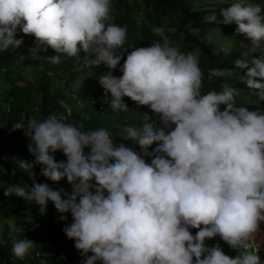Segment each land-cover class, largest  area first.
Segmentation results:
<instances>
[{"label":"clouds","instance_id":"1","mask_svg":"<svg viewBox=\"0 0 264 264\" xmlns=\"http://www.w3.org/2000/svg\"><path fill=\"white\" fill-rule=\"evenodd\" d=\"M229 5L221 9L222 23L235 24L251 52L260 50L242 53L235 69L264 102V7L254 0ZM205 21L216 23L215 11ZM151 31L159 39L129 51L112 0H0V53L20 49L22 32L35 38L27 49L34 56L49 48L59 54L48 57L53 64L66 55L103 65L104 102L113 112L128 111V98L143 121L121 127L124 142L117 143L106 129L84 131L69 122L72 109L63 101L66 116L25 121L22 114L9 131L30 139L35 161L19 159L18 168L33 183L10 185L4 194L34 202L41 215L49 203L61 219L70 214L64 233L82 264H264L255 243L264 224V110L237 105L229 83L203 93L205 79L233 71L212 68L205 75L197 56L174 46L163 27ZM57 153L66 160L57 161ZM35 165L53 183L66 179L73 192L36 182ZM34 246L12 239L20 259Z\"/></svg>","mask_w":264,"mask_h":264},{"label":"trees","instance_id":"2","mask_svg":"<svg viewBox=\"0 0 264 264\" xmlns=\"http://www.w3.org/2000/svg\"><path fill=\"white\" fill-rule=\"evenodd\" d=\"M233 0H112L114 23L127 28L125 48L129 51L134 47H147L153 39H159L152 34L154 26L163 27L174 46L182 52H193L200 68L207 75L212 68L233 71V75L204 80L202 92L219 90L224 83H229L238 94L237 105L249 109L261 108L264 102H259L247 85L240 80L244 71L235 69L234 61L241 58L242 53L249 56L259 55L250 50V41L243 35H236V25L222 23L221 9L227 8ZM264 7V0H254ZM215 11L216 23H207L204 15ZM200 29L198 34L189 30ZM217 31V32H216ZM215 34L217 38L212 35ZM24 39V45L15 52L0 53V82L7 86L0 92V217L14 220L20 232L12 231L5 224L0 236V264H82V257L74 247V241L69 240L65 226L71 222L70 214H64L67 219H61V214L49 203L45 215L40 214V206L27 202L16 196H6L8 186L15 184L32 185L29 176L18 168L19 159L34 162L35 157L28 151L30 139L22 131L10 132L11 124L19 121L23 114L28 117L44 119L49 115L66 116L67 112L61 101L72 109L69 122L81 126L84 131L106 129L117 142V135L124 126H142L141 111L130 99L125 98L129 110L113 112L104 102V90L99 84V76L108 71L103 65L99 68L87 66L81 60L61 55V63L53 64L48 57L59 55L49 48L46 52L33 55L27 49L33 47L34 37L24 36L19 32L17 38ZM224 45L230 46L226 54ZM23 59H20V56ZM125 58L127 53L124 54ZM83 56V53H82ZM123 61H121V64ZM77 65V67L75 66ZM120 76L118 70L114 72ZM56 77L61 80L60 87L51 91L50 80ZM264 82V81H261ZM110 99V96L108 97ZM143 113L150 110L142 108ZM127 114L129 118H127ZM155 116L152 120L155 121ZM131 145L133 142H125ZM57 161L66 160L63 153L56 154ZM41 166L35 165L36 182L47 183L50 187L63 189L71 194L73 187L66 179L53 186L52 181L40 174ZM195 234V230H193ZM30 239L35 246L23 259L17 258L12 251V239ZM213 246V242H207ZM231 255L235 256L236 253ZM264 261V251L259 252Z\"/></svg>","mask_w":264,"mask_h":264},{"label":"rangeland","instance_id":"3","mask_svg":"<svg viewBox=\"0 0 264 264\" xmlns=\"http://www.w3.org/2000/svg\"><path fill=\"white\" fill-rule=\"evenodd\" d=\"M207 15H204V19ZM217 32V31H216ZM214 38H217V36L215 34L212 35ZM225 48H230V46H226L224 45ZM77 67V65H75ZM52 82L51 84V91H54L55 89H57L58 87L61 86L62 82L60 79L56 78V77H53L52 80H50ZM7 85L6 84H3V80L2 82H0V92L2 91L3 88H5ZM126 102V101H125ZM126 113V111H125ZM127 118H129L128 114H127ZM53 186L55 187H58L59 185L57 183L53 184ZM65 192V191H64ZM5 224H8L11 228L12 231H15L16 229H19L14 220L12 219H4L2 217H0V236H1V233L3 231V227ZM257 247L259 248L260 251H264V224L261 225V228H260V231L258 232L257 234V237H256V241H255Z\"/></svg>","mask_w":264,"mask_h":264}]
</instances>
